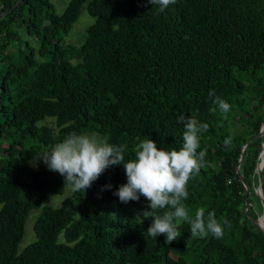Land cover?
<instances>
[{
  "label": "trees",
  "instance_id": "trees-1",
  "mask_svg": "<svg viewBox=\"0 0 264 264\" xmlns=\"http://www.w3.org/2000/svg\"><path fill=\"white\" fill-rule=\"evenodd\" d=\"M16 1L0 0V13ZM81 6L92 22L81 43L62 44ZM23 9L20 23L37 47L24 44L0 67V264H264V234L252 223L261 214L254 188L263 140L255 135L264 120V0H176L159 14L147 0H67L59 13L47 0H22L0 17V49L11 44ZM210 90L230 111L212 103ZM181 114L209 125L200 133L206 157L184 203L190 215L204 207L226 217L231 226L221 238L193 239L187 222L170 244L150 237L151 220L141 224L138 216L148 201L122 203L113 194L127 182L123 165L110 166L85 193L43 203L62 192L64 177L43 161L28 166L29 148L42 153L70 132L95 131L124 145L125 160L146 138L179 150ZM260 175L264 202V163ZM107 184L112 188L102 190ZM96 187L119 214L97 207ZM34 208V239L18 251Z\"/></svg>",
  "mask_w": 264,
  "mask_h": 264
},
{
  "label": "clouds",
  "instance_id": "clouds-1",
  "mask_svg": "<svg viewBox=\"0 0 264 264\" xmlns=\"http://www.w3.org/2000/svg\"><path fill=\"white\" fill-rule=\"evenodd\" d=\"M147 2L156 6L159 14L176 0ZM208 95L223 113L230 111V105L216 96L214 90H210ZM177 120L184 125L183 143L179 150L158 148L154 140L146 138L136 145L135 157L125 160L124 145L111 144L95 134L73 131L49 150L34 155L32 164L38 166L43 161L50 171L64 177V187L84 193L110 166L123 165L127 182L113 194L122 203L138 201L141 196L148 201V209L141 210L142 214L138 216L141 224L146 219L151 220L146 230L150 237L156 239L163 235L165 243L170 244L180 237V223L187 222L193 239H204L209 235L221 238L224 226H231L226 217L218 219L214 210L206 211L204 207L197 208L194 215H190L184 203L189 197V181L199 172L206 157V151L200 149V133L206 132L209 125L184 114ZM230 141L231 137L226 138L225 145ZM111 188L112 185L107 184L102 190Z\"/></svg>",
  "mask_w": 264,
  "mask_h": 264
},
{
  "label": "rangeland",
  "instance_id": "rangeland-1",
  "mask_svg": "<svg viewBox=\"0 0 264 264\" xmlns=\"http://www.w3.org/2000/svg\"><path fill=\"white\" fill-rule=\"evenodd\" d=\"M47 1L52 4L54 11L56 13L61 12L63 7L65 6V4L67 2V0H47ZM24 12H25V9L22 10V14H21L20 18L16 17L17 25L13 27V30L15 32V36H14L11 44L4 49H0V67L3 66V64L7 61L8 58L6 57V55H8V54L16 55V52L18 49L24 48V44H27L28 47H31L33 49H36V47H37V41H36L35 37L29 35L26 32L25 27H24L25 25L23 22L20 23L21 18H24V19L27 18V14H23ZM91 22H92V18L87 15V13L84 9V6H81V9H80V12L77 16V19L73 22V24L71 25L67 34L65 36H63L61 43L62 44L70 43V44L75 45V46L78 45L79 43H81L83 38H84V29ZM1 59H3V60L1 61ZM45 123H47L48 126H50L51 125L50 119H45ZM82 133L95 134L101 140L106 139L104 134L98 133L95 131H92V132L86 131V132H82ZM29 150H30V155H29V158L25 161V163L28 166H31L33 168H37V166H33L32 160H33L34 155L41 153V152L39 149H36V147L34 149L29 148ZM258 161L263 162L264 157L261 156V158H259ZM255 191H256V187L254 188V192ZM94 192H95L94 193V199L96 201L97 207L100 210H105V211L109 210L108 212L111 215L119 214V212H117V213L114 212V206L115 205H114L113 201L103 202L99 198V192H100L99 187H96ZM70 193H71L70 188L65 186L60 194H52V193L46 194L44 199H43V203L49 204L52 206H57V205H59L61 200L64 197L68 196ZM255 194H256V192H255ZM38 213H39V208H34V209H31L29 211V213L26 217L25 223H24L23 236L17 245L18 251L21 250L25 245H27L30 241H32L34 239V233L32 230V226H33L34 220H35L36 216L38 215ZM258 220L261 222L260 216H259ZM262 227H264L263 223H262Z\"/></svg>",
  "mask_w": 264,
  "mask_h": 264
},
{
  "label": "water",
  "instance_id": "water-1",
  "mask_svg": "<svg viewBox=\"0 0 264 264\" xmlns=\"http://www.w3.org/2000/svg\"><path fill=\"white\" fill-rule=\"evenodd\" d=\"M22 0H17L14 4H12L10 7H8L7 9H5L3 12L0 13V17L3 16L5 13H7L8 11H10L11 9H13L18 3H20ZM261 135L263 140H262V144H261V150L259 151L257 157L258 159L261 158L262 156V153L264 152V120L262 121L261 125H260V129L258 131V133L255 135V136H259ZM254 136V137H255ZM250 140H248L244 145L241 146V151L242 149L244 148V146L249 142ZM241 156L242 154H240V157L238 159V163L240 162L241 160ZM263 163L264 161H257L256 163V172H257V186H256V194L257 196L259 197V201H260V204H261V214H260V219H261V222L259 220H256V221H252V223L254 224V226L256 228H258L263 234H264V227H262V219H263V222H264V202H263V199H262V195H261V189H260V178H261V175H260V169L261 167L263 166ZM243 186H244V190H245V199H246V196L248 195V188L247 186L245 185L244 183V180L241 178L240 179ZM246 206V205H245ZM259 222V223H258ZM261 223V224H260Z\"/></svg>",
  "mask_w": 264,
  "mask_h": 264
},
{
  "label": "bare ground",
  "instance_id": "bare-ground-1",
  "mask_svg": "<svg viewBox=\"0 0 264 264\" xmlns=\"http://www.w3.org/2000/svg\"><path fill=\"white\" fill-rule=\"evenodd\" d=\"M262 223H263V219H262Z\"/></svg>",
  "mask_w": 264,
  "mask_h": 264
}]
</instances>
